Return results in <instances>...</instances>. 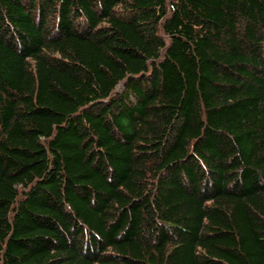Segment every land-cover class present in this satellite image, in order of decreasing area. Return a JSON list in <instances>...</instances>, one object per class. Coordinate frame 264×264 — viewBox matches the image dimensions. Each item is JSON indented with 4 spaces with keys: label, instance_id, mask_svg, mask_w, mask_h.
I'll list each match as a JSON object with an SVG mask.
<instances>
[{
    "label": "trees",
    "instance_id": "trees-1",
    "mask_svg": "<svg viewBox=\"0 0 264 264\" xmlns=\"http://www.w3.org/2000/svg\"><path fill=\"white\" fill-rule=\"evenodd\" d=\"M0 264H264V0H0Z\"/></svg>",
    "mask_w": 264,
    "mask_h": 264
},
{
    "label": "bare ground",
    "instance_id": "bare-ground-1",
    "mask_svg": "<svg viewBox=\"0 0 264 264\" xmlns=\"http://www.w3.org/2000/svg\"><path fill=\"white\" fill-rule=\"evenodd\" d=\"M96 29V28H95Z\"/></svg>",
    "mask_w": 264,
    "mask_h": 264
}]
</instances>
